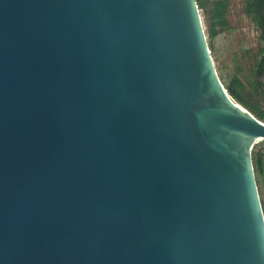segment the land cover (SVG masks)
Instances as JSON below:
<instances>
[{"label": "water", "instance_id": "95a60500", "mask_svg": "<svg viewBox=\"0 0 264 264\" xmlns=\"http://www.w3.org/2000/svg\"><path fill=\"white\" fill-rule=\"evenodd\" d=\"M263 140L197 0H0V264H264Z\"/></svg>", "mask_w": 264, "mask_h": 264}, {"label": "rangeland", "instance_id": "374dc122", "mask_svg": "<svg viewBox=\"0 0 264 264\" xmlns=\"http://www.w3.org/2000/svg\"><path fill=\"white\" fill-rule=\"evenodd\" d=\"M225 4L224 26L212 24L213 0H206L205 6L200 7L208 44L222 82L235 75L250 89V81L255 78L256 64L261 53L260 31L253 17L246 11L247 0H225ZM211 26L217 29L214 37L209 36ZM260 76L264 88V73H260ZM261 104L264 105V102ZM263 145L264 141H261L256 144L255 149L264 147ZM257 184L264 209L263 176L258 178Z\"/></svg>", "mask_w": 264, "mask_h": 264}, {"label": "trees", "instance_id": "16d2710c", "mask_svg": "<svg viewBox=\"0 0 264 264\" xmlns=\"http://www.w3.org/2000/svg\"><path fill=\"white\" fill-rule=\"evenodd\" d=\"M214 7L212 8L211 20L212 24L224 26L226 22L225 0H213ZM199 7H204L206 0H197ZM246 11L253 17L260 31L262 45L260 47V58L256 64L255 78L250 81L252 88L247 89L246 86L239 80L237 76H232L228 81L223 83L230 94L237 99L242 105L247 107L255 116L264 121V88L260 80V73H264V0H247ZM217 34V29L211 26L209 36L214 37ZM264 141V140H263ZM264 146V145H263ZM253 148V164L255 168L256 179L263 176L264 181V147Z\"/></svg>", "mask_w": 264, "mask_h": 264}]
</instances>
